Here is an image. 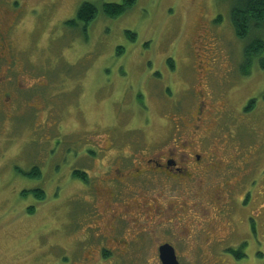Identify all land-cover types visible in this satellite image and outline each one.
Segmentation results:
<instances>
[{
  "label": "rangeland",
  "instance_id": "1",
  "mask_svg": "<svg viewBox=\"0 0 264 264\" xmlns=\"http://www.w3.org/2000/svg\"><path fill=\"white\" fill-rule=\"evenodd\" d=\"M87 1L100 6L99 0ZM231 5L232 0H134L115 17L99 9L88 24L74 25L66 22L74 16L70 0H62L35 6L33 17L18 21L11 40L16 55L22 52L13 65L24 71L2 74L8 92H0V264H84L78 223L104 205L109 192L99 203L86 198L94 176L91 159L77 153L76 145L90 147L97 133L108 137L111 130L125 150L120 148L122 165L133 159L136 166L147 150L175 149L171 128L180 120L169 119L167 107L177 104L179 114L191 108L197 75L205 70L197 66L198 54L201 64L212 59L202 80L209 97L235 100L220 117L225 128L219 121L208 126L215 162L186 182L163 176L147 187L149 196L135 194L133 200L150 207L145 215L157 226L155 233L143 230L129 258L103 248L92 264H160L156 247L163 240L172 242L179 264H264L263 53L249 74H240L246 38H264V29L237 37ZM250 98L254 105L244 110ZM39 156L59 163L60 170L85 171L86 179L81 182L74 172L66 182L24 177L22 171ZM37 185L44 188V199L21 194ZM179 206L188 208L184 225L195 233H178L179 221L167 229L158 223V207L172 216ZM198 214L211 222L205 228L231 229L226 238L209 243L212 254L205 239L209 230L202 232V224L194 222ZM229 249L244 255L237 258Z\"/></svg>",
  "mask_w": 264,
  "mask_h": 264
},
{
  "label": "flooded vegetation",
  "instance_id": "2",
  "mask_svg": "<svg viewBox=\"0 0 264 264\" xmlns=\"http://www.w3.org/2000/svg\"><path fill=\"white\" fill-rule=\"evenodd\" d=\"M42 1L43 0H37L35 2L30 0H0V78L4 76L2 74H7L8 72L24 71L23 66L15 67V65H13L15 64L13 62L18 59L22 52L19 51L16 55L11 40V31L15 26H18V21H26L29 17H33L32 8L35 6L46 3L55 6L57 3H62V0ZM83 1L87 0H81L80 2L79 0H70V11L74 9L75 5L77 7V3L80 5ZM99 1L100 5L103 3H115L114 1L107 0ZM30 4H32V6H30ZM25 12L28 17L23 19L22 16ZM8 13L11 14L10 18L3 16ZM66 22H71L74 25L86 24L84 19L77 16L76 11L74 12V16L66 20ZM19 28H21V26ZM198 56L200 57L198 58L197 66L205 70L199 74L198 69L199 75H197V82L193 87L194 95L191 101V108L177 117L180 123L177 122L175 130L173 131L175 149L171 150L167 147V151L161 153L147 150L144 156L137 161L138 166H136L133 165V159L130 161L126 160L125 164L122 165L120 153L113 151L114 141H111L109 146L108 144L104 146L105 144L95 140L94 142H96V145L92 144L90 147H82V150H84L82 152L91 159L92 175H94L92 179V190H90V202H98V198H102L101 195L104 192H109V195H107L104 201V205L98 202L100 204L98 209L95 211H88L86 219L80 220V225H82L84 229L82 234L83 239H80L84 264L97 263V260L102 258L101 249L103 248L120 251L123 256L127 255L126 257L129 258L132 252V244L137 243L138 237L143 230L151 229L152 232L155 233L157 226L149 225V223L152 222V218L148 219L149 216L145 215L150 207L145 205L144 200V202L140 201V203L137 200H133L132 198L135 194L148 193L149 190L147 187L151 184H156L155 180H159L163 176L172 181L178 180L181 183L186 182L194 175H200L206 172L210 167L207 166L215 162L213 160L215 153L213 149L210 148L211 145H209L208 142H203V139L208 136L207 133L210 132V128H208L209 123L217 121L223 114V109L229 106L222 94L218 95L219 99L210 98L207 89L202 86V80L208 75H204V73L212 69L210 67V61H212V59L208 58L209 61L207 60L206 64H201V55L198 54ZM5 77L6 75L4 79H0V92H3L4 95L8 92L5 88V86H7ZM30 86L34 87V85ZM199 86L202 87L199 88ZM210 99H213V102L210 104L211 107H209ZM200 139L202 140V145L197 149ZM69 148L70 147H68L67 150ZM130 157L128 159H130ZM59 165V163L54 162L53 172L48 177L49 180L61 179L60 172L57 173L56 176L53 175V173H56L54 170H60ZM32 166H35V163H32L30 168H32ZM42 177L43 174L41 175V178ZM69 177L70 173H64L62 180L66 181ZM103 184L110 186L109 190L108 187L105 189L101 188ZM137 188H142V192H137ZM147 196H149V193ZM177 204H184V202L180 201ZM134 208H137L138 211L134 210ZM164 209L167 208L163 207L160 209V207H158L156 210V213L161 214L158 223L166 224V227L163 229H167L174 220L176 222H181L178 226L180 227L178 228L180 229L178 233H183L185 231L186 234L195 233L192 228H186L189 226L184 225V220L188 214L187 207L179 206V211H173L172 216L169 214L168 210L165 211ZM141 214L144 215L137 216ZM198 215L199 217L201 216L200 214ZM194 222L195 224L198 223L197 225L202 224L203 227H199L202 232L206 229L209 230V232H206L209 234H205L207 248L209 249L208 253L212 254L213 252L212 248L209 246L210 242L221 241L228 236L227 230L230 228L225 232L218 231L213 225H211L210 228H205L204 226L208 227L211 222H208L203 217H200ZM85 230L88 231L86 234ZM157 233L158 231H156V235ZM157 239L159 240V237H157ZM164 243L173 245L169 240H163L157 244L156 248L158 255L156 254L155 258L159 260L160 264L159 246Z\"/></svg>",
  "mask_w": 264,
  "mask_h": 264
},
{
  "label": "trees",
  "instance_id": "3",
  "mask_svg": "<svg viewBox=\"0 0 264 264\" xmlns=\"http://www.w3.org/2000/svg\"><path fill=\"white\" fill-rule=\"evenodd\" d=\"M133 3H134V0H122L121 2H115V3H103L102 5L99 6V5H97L93 2H90V1H83L78 6L77 10H75V9H73V10H74V12L76 11L77 16L84 19L86 24H88L97 16L99 9L101 10V13L104 14L105 16L115 17V16L121 14L125 9L129 8ZM230 24H231V26L235 32V35L239 38L249 37L251 35V33L256 29L257 30L264 29V0H232V5L230 8ZM127 34L130 35L132 33L128 32ZM260 53H263V57H262V61L260 62V65L262 67H264V38L252 37L249 40L246 38V44L244 45V48H243V57H244L243 61H244V64L246 67L240 69L241 70L240 74L247 75L250 73V69L253 65V61L256 58V56L259 55ZM233 98L229 99L230 104H229L228 100H226V103L228 104L229 107H230V105H233V103L235 102V100H233ZM254 100H255L254 98H250L247 101V103L244 105V110H248V109L252 108L254 105V102H255ZM176 105L177 104L168 105L167 108H168L169 112L166 114V116H169V119L172 118L171 116L178 117L180 114H182V112L179 114V112L176 109ZM173 109L175 110V112L177 114H173V115L171 114L173 112ZM147 112H149V111H147ZM218 121H219V123H218ZM147 122L148 121H146V123ZM217 123H218L219 127L225 128V124H224V122H222V123L220 122V118H218V120L215 121V127H216ZM171 130L173 132L175 130V127H172ZM225 130L223 129V131H225ZM226 133H228V132L226 131ZM102 134L103 133L101 132V133H97V135H95L96 140L98 142L105 144L104 146H106L107 144L109 146L110 142L114 141L113 151L119 152L120 154L125 152L124 148H121V146L118 147L116 145V139H117L116 137L117 136L115 135L114 132H112L110 130V132H108V137H105ZM208 136H209V134H208ZM208 136H206V137H208ZM206 137H204L203 142H206V143L208 142L209 145H211V139L210 138L207 139ZM90 142L91 141H89V143ZM91 143L96 145V142H91ZM86 144H87V142H82L80 145H76V151L77 152L84 151V150H82V147H84ZM120 148L122 149L123 152H120L121 151ZM210 148H211V146H210ZM65 151H63V153ZM39 157H40L39 159H35L32 162V163H35V166H32V168H30V170H28V171H22L24 177H31V178L40 179L42 174L44 175V177L45 176L48 177L51 175V173L53 172V165H54L52 158H51L52 161H48L47 158L42 159L45 156H39ZM49 157H51L50 154H49ZM90 169H91V174H92V168H90ZM54 171L56 172V173H53L54 176H56V174L60 172L61 179H57V180L62 181V182L65 181V180H62V178L64 177V173H66V174L70 173L71 174L74 172V174H76L80 177L81 182H82V180L86 179V175H87V173L85 171H79L76 169H73L72 172L67 171L65 169L54 170ZM41 172H42V174H41ZM57 178H59V177H57ZM67 180H69V178ZM90 186L92 188V184ZM21 194L22 195L31 194L34 197H36L37 199H44V197L46 195L44 188H42V186H39V185H37L33 188H25L22 190ZM90 194H91V191H89V193L86 192V198H88L89 201L91 200L89 198ZM93 202H97V201H93ZM93 202H90V203H93ZM93 206H94V204H93ZM200 217H202V216H200ZM78 224H79L78 230L80 229L81 233L83 234V232H84L83 226L80 225V223H78ZM77 244L80 246V239H78ZM229 250L231 252H233V254L237 258L242 257L244 255L241 252V250H237V249H229Z\"/></svg>",
  "mask_w": 264,
  "mask_h": 264
},
{
  "label": "water",
  "instance_id": "4",
  "mask_svg": "<svg viewBox=\"0 0 264 264\" xmlns=\"http://www.w3.org/2000/svg\"><path fill=\"white\" fill-rule=\"evenodd\" d=\"M159 259L161 264H179L171 244L164 243L159 246Z\"/></svg>",
  "mask_w": 264,
  "mask_h": 264
}]
</instances>
